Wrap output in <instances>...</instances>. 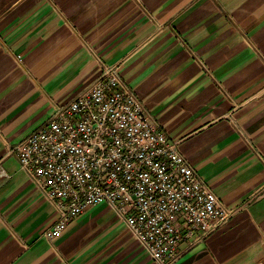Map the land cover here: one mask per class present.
<instances>
[{"label":"crops","instance_id":"obj_1","mask_svg":"<svg viewBox=\"0 0 264 264\" xmlns=\"http://www.w3.org/2000/svg\"><path fill=\"white\" fill-rule=\"evenodd\" d=\"M100 61L232 209L171 264H264V0H0V264H156L104 202L47 240L10 151Z\"/></svg>","mask_w":264,"mask_h":264},{"label":"built area","instance_id":"obj_2","mask_svg":"<svg viewBox=\"0 0 264 264\" xmlns=\"http://www.w3.org/2000/svg\"><path fill=\"white\" fill-rule=\"evenodd\" d=\"M13 152L56 217L52 241L104 202L156 264H171L232 213L144 111L116 64L98 75Z\"/></svg>","mask_w":264,"mask_h":264}]
</instances>
